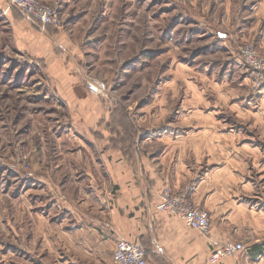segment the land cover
Masks as SVG:
<instances>
[{
    "label": "crops",
    "instance_id": "obj_1",
    "mask_svg": "<svg viewBox=\"0 0 264 264\" xmlns=\"http://www.w3.org/2000/svg\"><path fill=\"white\" fill-rule=\"evenodd\" d=\"M60 1L73 11L84 2ZM94 2L82 7L87 30L76 39L75 25L53 35L18 9L4 14L13 43L43 63L46 83L68 110L64 138L49 155L69 161L55 166L58 179H42L48 191L33 227L19 233V264H114L119 239L141 242L148 264H209L211 252L227 242L245 245L239 264H264V90L251 97L250 70L238 53L251 42L264 55V0H210L209 6L191 0V7L175 9L165 35L182 28L181 39L198 36L193 63L184 55L179 61V44L157 53L174 61L160 74L162 115L137 120L123 107L135 127L133 140L116 114L122 106H107L99 95L105 80L89 70L108 51L109 7ZM6 6L0 0V11ZM221 51L227 55L219 57ZM65 137L77 142L73 149L59 146ZM185 186L210 212L206 235L159 211L162 189Z\"/></svg>",
    "mask_w": 264,
    "mask_h": 264
},
{
    "label": "rangeland",
    "instance_id": "obj_2",
    "mask_svg": "<svg viewBox=\"0 0 264 264\" xmlns=\"http://www.w3.org/2000/svg\"><path fill=\"white\" fill-rule=\"evenodd\" d=\"M40 1L58 5L60 25L46 26L49 33L57 35L67 31L68 25H75L78 29L73 32L75 39L86 34L82 7L92 6L95 0L77 3V11L63 6L60 0ZM200 1L210 4V0ZM94 4L98 7L105 4L109 7L107 14H110L103 28L108 34L105 35L108 38L106 59L94 61L89 68L95 73L94 79L105 80L106 87L100 92V98L112 110L118 104L125 107L134 119H160L162 113L158 112L157 103L164 97L160 74L174 61L171 54L157 53L175 50L179 44L183 47V54L177 55L179 61L186 56L185 63H193L192 51L198 36L181 39L182 28H175L173 33L165 35V24L175 9L191 7V0H96ZM5 13V10L0 11V264H19L23 259L19 254V233L24 227H33L34 212L42 206L40 197L46 196L48 191L45 187L47 191L42 190V179H58L61 174L55 166L66 165L69 161L49 155L55 150L58 137L64 138L62 132L67 125L63 123H68V110L61 107L60 99L52 94L46 83L43 63L18 50L13 43ZM71 17L76 18L74 23L68 21ZM89 30L93 34L98 28ZM113 33L117 35L116 40ZM218 54L219 57L227 55L223 51ZM247 68L250 70L249 94L257 99V92L264 89L254 88L252 71ZM232 87L243 93L236 85ZM63 141L59 146L67 150L77 143L68 144L70 141L66 137ZM42 147L47 156L40 152Z\"/></svg>",
    "mask_w": 264,
    "mask_h": 264
},
{
    "label": "built area",
    "instance_id": "obj_3",
    "mask_svg": "<svg viewBox=\"0 0 264 264\" xmlns=\"http://www.w3.org/2000/svg\"><path fill=\"white\" fill-rule=\"evenodd\" d=\"M57 6L48 5L40 0H7L5 12L11 8L18 9L39 21L45 28L48 25H60ZM238 53L252 71L254 88L264 89V55L254 45L248 43L240 45ZM191 189V186H185L178 191H173L169 187L162 189L159 211L183 220L188 228L206 235L210 232L211 215L208 210L191 200ZM245 250L242 242L219 245L211 252L209 264H219L226 259H230L231 264H239V257ZM113 261L114 264H148L147 251L141 242L119 239L113 252Z\"/></svg>",
    "mask_w": 264,
    "mask_h": 264
},
{
    "label": "trees",
    "instance_id": "obj_4",
    "mask_svg": "<svg viewBox=\"0 0 264 264\" xmlns=\"http://www.w3.org/2000/svg\"><path fill=\"white\" fill-rule=\"evenodd\" d=\"M47 27H51L50 25H48ZM118 116L120 115L121 116V123L127 133V139H132L134 138V135H131V133L134 132L135 130V127L134 125L132 124V122L130 121L126 111L124 110V108L122 107H119V109H117V113H116Z\"/></svg>",
    "mask_w": 264,
    "mask_h": 264
}]
</instances>
